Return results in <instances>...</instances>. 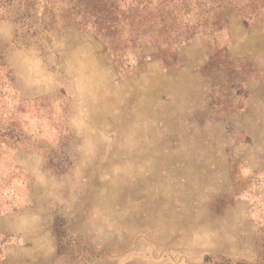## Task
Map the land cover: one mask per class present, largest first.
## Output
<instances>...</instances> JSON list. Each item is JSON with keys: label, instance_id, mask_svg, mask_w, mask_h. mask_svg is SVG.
Listing matches in <instances>:
<instances>
[{"label": "rangeland", "instance_id": "obj_1", "mask_svg": "<svg viewBox=\"0 0 264 264\" xmlns=\"http://www.w3.org/2000/svg\"><path fill=\"white\" fill-rule=\"evenodd\" d=\"M77 4L0 0V264H264V5L164 53Z\"/></svg>", "mask_w": 264, "mask_h": 264}, {"label": "trees", "instance_id": "obj_2", "mask_svg": "<svg viewBox=\"0 0 264 264\" xmlns=\"http://www.w3.org/2000/svg\"><path fill=\"white\" fill-rule=\"evenodd\" d=\"M76 9L86 13L95 31L105 40H113L118 29L127 26L131 36L156 33L165 44L167 53L189 36L200 31V18L207 5L219 11L210 16L211 28H220L229 15L227 8L250 4L251 12H240L248 20L258 17L264 0H76ZM211 10V11H212ZM234 13V12H233ZM198 23V24H197Z\"/></svg>", "mask_w": 264, "mask_h": 264}]
</instances>
